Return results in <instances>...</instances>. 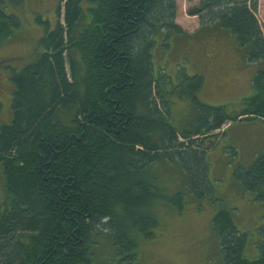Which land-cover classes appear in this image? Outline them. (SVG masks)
<instances>
[{
    "label": "trees",
    "instance_id": "1",
    "mask_svg": "<svg viewBox=\"0 0 264 264\" xmlns=\"http://www.w3.org/2000/svg\"><path fill=\"white\" fill-rule=\"evenodd\" d=\"M21 3L0 0V46L21 25L10 12ZM257 10L258 0H199L190 11L202 28L231 33L256 67L238 112L201 103L200 76L173 86L154 68L155 46L189 36L175 23L176 0H60L53 29L38 15L44 34L34 58L19 70L3 65L11 94L10 119L0 122V264H135L139 240L158 228L155 204L182 213L203 202L218 207L211 228L219 264H264V213L254 237L240 232L233 210L218 204L206 160L227 124L264 123ZM165 87L191 100L186 125L172 117ZM162 166L179 173L181 190L158 186ZM231 177L264 206V149ZM102 239L113 258L103 257Z\"/></svg>",
    "mask_w": 264,
    "mask_h": 264
},
{
    "label": "rangeland",
    "instance_id": "2",
    "mask_svg": "<svg viewBox=\"0 0 264 264\" xmlns=\"http://www.w3.org/2000/svg\"><path fill=\"white\" fill-rule=\"evenodd\" d=\"M21 1L20 6L10 11L18 16L21 25L13 37L0 46V100L3 105L1 123L10 119L7 110L11 94L8 75L4 72L3 65L19 70L34 58L37 43L44 34V28L36 23L35 18L38 15L45 18L53 29L60 0ZM198 2L199 0H176L175 23L189 36H170L165 45L155 46L153 66L156 70H162L172 80L173 86L178 85L183 76L187 80L188 77L200 76L203 87L196 98L201 103L223 105L229 112H238L242 99L252 94L251 78L256 67L246 61L245 51L237 45L231 33L218 28L201 27L199 18L191 15V9ZM62 13L63 8L61 22ZM255 16L264 32V0H258ZM66 72L70 77L67 65ZM180 72L184 73L181 77ZM170 91V88H164L163 100L170 102L172 117L184 126L192 119L193 105L191 110V100H179L173 94L169 96ZM227 127L228 124L224 128ZM223 130L217 132H220V139L218 137L206 154L210 181L216 198L220 200L218 204H222L227 210H233L237 229L242 233L249 232L254 237L264 213V206L255 203L250 195L232 181L231 176L238 167H250L257 156L262 154L264 123L259 119L237 121L230 124L225 135ZM232 149L235 152L233 156L230 153ZM161 168L158 186L167 188L170 194L181 190V176L175 168ZM5 197L0 168V205ZM217 208V205L203 202L201 208L191 205L179 213L171 207L155 204L158 228L151 240H139L135 264H219V250L211 228V220ZM106 244L107 241L102 239V246H105L103 257L113 258L114 249ZM253 255V250L249 248L248 256Z\"/></svg>",
    "mask_w": 264,
    "mask_h": 264
},
{
    "label": "water",
    "instance_id": "3",
    "mask_svg": "<svg viewBox=\"0 0 264 264\" xmlns=\"http://www.w3.org/2000/svg\"><path fill=\"white\" fill-rule=\"evenodd\" d=\"M242 118H240L239 120L241 121Z\"/></svg>",
    "mask_w": 264,
    "mask_h": 264
}]
</instances>
